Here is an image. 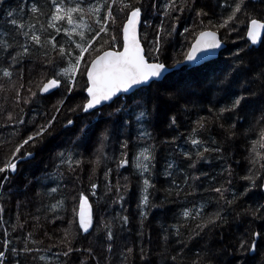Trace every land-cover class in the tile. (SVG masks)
<instances>
[{"label": "snow or ice", "instance_id": "1", "mask_svg": "<svg viewBox=\"0 0 264 264\" xmlns=\"http://www.w3.org/2000/svg\"><path fill=\"white\" fill-rule=\"evenodd\" d=\"M259 5L262 18L258 19L255 0H224L218 5L222 11L214 23L211 19L205 21L210 12L197 0H179V3L177 0H164L163 4L159 0H95V3L91 0H17L14 8L8 0H0V10L4 15L3 38L0 39V98L5 102L9 98L13 101L11 111L0 105V113H7L6 122L0 123V127L7 128L11 124L14 129L8 137L0 139V187L10 184L38 155L55 151L51 147L53 139L65 140L73 148H80L92 142L97 132L100 133L101 147L88 161L93 175L107 160L104 147L110 137L119 140L122 149L116 161L117 170L124 168L129 163L127 149L130 137L120 139L121 130L126 129L127 124L118 114L126 113L130 107L125 99L134 105L133 114L137 123H143L150 117L159 118L175 132L181 126V117L191 110L193 97L198 92L214 90L223 106L208 108L214 113L211 121L199 117L194 122L185 137V143H189L191 149L180 155L188 161L189 169H196L201 162H210L213 156L226 159L225 153L231 147L229 141L241 137L249 140L250 135H258V140H249L251 154L246 160L251 167L241 177L247 184L241 192H232L229 199L226 194L230 192L233 169L226 164L224 182L219 186L213 184L208 189L218 194L216 210L208 212L206 204L185 207L180 213L181 219L164 229L163 251L159 255L166 264H223L219 256L220 252H224L232 257L228 264H254L256 256L249 254H256L258 246L264 254V155L257 152V146L264 149V51L241 47L233 53L231 63L225 67H213L216 62L212 57L222 45L217 37L219 29L228 28L231 33L238 31L239 25L246 24L248 41L252 45L260 43V36L264 33V0H259ZM185 11L193 13L195 19L192 28L183 29L184 39L187 41L189 35L193 39L187 44L182 58H173L168 64L161 56L177 34L180 16ZM152 15L158 18L155 26L149 20ZM61 34L65 37L62 41L57 39ZM181 65L183 67L179 71H173ZM192 65L206 67V71L194 76ZM78 77L84 79L87 95L80 103L73 104L70 97L75 99L73 92L78 88ZM56 95L59 98L45 109L52 96ZM33 105L36 107L30 110L35 111L39 119L32 116L26 120L25 106ZM137 108L140 109L138 113ZM105 109L108 110L107 116L114 119H104ZM69 113L75 114L77 119L71 118ZM93 118L100 123H93ZM212 123L222 130V140L207 135ZM150 136L145 130L138 138ZM180 136L184 133L173 135L170 142L175 143ZM154 150L155 145L142 148L134 164L140 178L137 209L141 236L145 234L144 225L152 209L163 207L152 199L156 189ZM253 154L258 159H254ZM55 161L57 178L63 176V171L76 172L84 163L79 154L68 150L55 151ZM172 169L173 163L169 162L164 175L172 177ZM111 172V169H106L104 173L105 188L108 191L115 189L113 203H119L123 209L130 182L125 177L123 185L119 180L113 185ZM204 176L207 173L194 175L188 172L182 184L192 188L189 181L201 180ZM89 179L91 195L95 196L97 185L91 182V177ZM184 187L176 185L175 194L179 196ZM190 194V191L186 193ZM41 195L49 201H56L47 206L54 219H63L60 213L71 212L68 228L61 230L58 243L49 246L64 249L55 255L67 258L73 252L86 251L91 256V247L82 249L74 246L81 233L86 234L84 239H87L99 227H94L88 196L79 192L69 208L66 207L67 197L59 185ZM244 198L252 204L245 208L243 215L251 217L253 223L261 221L260 230L250 228L233 247L232 253H227L226 248L218 250L208 238L215 233L219 240L225 239L223 233L217 231L228 225L225 211ZM4 211V204L0 203V222L3 221ZM36 219L39 221L40 218ZM129 222V216L123 214L104 222L105 250L109 255L116 236L114 229L118 227L123 231ZM23 226L17 217L16 227L22 229ZM8 235L5 228L4 239L0 241V264H29V257L37 259L32 257V253H39L41 249L30 245L42 241L36 240L31 231L23 247L10 248L12 241L7 238ZM43 235L52 240L47 231ZM172 236L177 237L176 242L180 245L177 249L169 247ZM196 248L199 251L193 254ZM121 255L122 264L130 259H139L141 264H156L143 245L135 255L134 248L126 246ZM38 259L47 261L44 255H39ZM105 261L111 264L107 256Z\"/></svg>", "mask_w": 264, "mask_h": 264}, {"label": "trees", "instance_id": "2", "mask_svg": "<svg viewBox=\"0 0 264 264\" xmlns=\"http://www.w3.org/2000/svg\"><path fill=\"white\" fill-rule=\"evenodd\" d=\"M43 2V0H41ZM95 3V0H91ZM164 0H159L160 4H163ZM179 3V0H177ZM224 0H197V3L201 6H207L210 14L205 17V21L211 19L214 23L218 20L219 14L222 11L218 5L222 4ZM17 0H8V4L15 7ZM257 4V18H262L260 15V5L259 0H255ZM226 11V10H225ZM195 19L194 14L185 11L183 15L180 16L179 24L177 26V34L170 42L166 45V48L161 56V59L171 64L170 54L168 51L174 50L178 58H182V53L187 51V44L191 43L193 36L189 35L187 41L184 39L183 29L185 27L192 28L193 20ZM150 22L153 26L158 22V18L154 15L149 17ZM4 15L3 11L0 10V39L3 38V27H4ZM232 27V25H229ZM216 30V29H213ZM51 31V30H49ZM143 32V28H142ZM149 32L151 30L149 29ZM217 32L220 34L222 40L225 42L227 48L220 54L218 60H216L213 67H225L231 63L233 59V53L239 48L244 47L246 49L257 48L260 51H264V40L259 47H253L246 38V24L238 26V31L229 33L228 28L219 29ZM58 40H63V34L57 37ZM168 52V53H167ZM176 58V59H178ZM25 63H28L25 61ZM83 70V69H82ZM193 75H200L206 71V67L194 68ZM80 77H78L79 79ZM25 79L27 80V72L25 74ZM82 91H77V97L72 102L80 103L85 97L84 88ZM222 95V94H220ZM128 101V100H127ZM194 104L191 110L181 117V126L178 130H174L168 127L159 118H148L143 121V123H137L135 115L133 114L134 105L131 101L127 103L130 105L126 113L118 114V117L123 118L127 124L126 129H122V135L120 139L130 137L128 140L127 158L128 165L124 168L117 170L116 161L120 158V152L122 151L120 147L119 140L110 137L109 141L104 147V155L107 160L104 161L98 168L96 173L93 175L91 166L86 165V161L93 158L92 150L87 149L88 157H83L81 153V148H73L72 145L68 144L65 140H52L51 147L55 151H73L79 154V157L84 160L83 165L77 169L76 172L63 171V176L57 178L56 169L54 167L55 161V151L51 154L45 153L43 156L38 155L37 159L29 165H25L24 169L20 175L12 179L10 184H5L0 187V203L4 204V215L3 221L0 222V241L4 239V229L7 228L9 235L8 239L12 241L11 247H23L26 243V237L28 232H32L36 240L42 241V243L36 245H30L32 247H38L41 249L39 253H32V257H37V259L32 260L29 257V264H106L105 257L111 261V264H122L123 257L121 253L126 250L127 247L134 248V255L139 252V248L143 245L149 250V256L151 259L156 261V264H166L162 261L159 253L163 251L162 240L163 231L165 228H170L171 225L177 223L181 219L180 213L185 207H193L196 205L206 204V210L208 212L215 211L218 207L216 203V197L218 194L208 191V189L215 184L219 186L226 179V175L223 174V169L226 164H230L233 169V174L230 177L232 183L230 186V192L228 198L231 199V193H239L246 186L247 182L242 180L241 177L246 173L247 169L251 167L250 163L246 160V157L250 153V143L249 140H258V135H250L249 140L244 137L236 141H229L231 145L230 150L225 153L226 159H217L213 156L210 162H201L197 165L196 169H189L187 167L188 161L184 160L180 153L183 151H188L191 149L189 143H185V137L194 126V122L199 117H206L209 121L212 120L214 113L209 112L208 108L212 105L216 107L223 106V103L219 101V96L214 90H206L203 93L198 92L196 96L193 97ZM68 106V102L65 107ZM36 106H25V116L26 120H30L32 116H37L35 111L30 109ZM51 104L45 105V109L50 108ZM140 109H136L138 113ZM107 112V109H105ZM71 118L77 119L75 114L69 113ZM87 115V114H82ZM104 119H114L104 114ZM93 123H100L93 118ZM243 123V121H241ZM101 129L103 125H100ZM110 127V125H109ZM247 127V125H245ZM11 129L14 130L12 125H8L7 128L3 127L1 130ZM210 135L215 137L216 140H222V130L215 124H210ZM147 131L151 134L150 138L139 139L143 131ZM179 133H184V136H180L175 143H171L173 135H178ZM4 135V134H3ZM93 143L90 142V145ZM149 145H155L154 155L155 168L153 169V176L156 183V189L153 190L152 199L157 204H163V207L153 208L151 214L148 216L144 231L145 234L141 236L139 234V215L137 209V203L139 198V176L138 170L134 167L136 156L144 147ZM257 152L264 155V149L257 146ZM254 159H258L254 156ZM239 161V163H237ZM173 163V176L167 177L164 175L166 165ZM19 168V165H18ZM90 168V169H89ZM106 169H111L110 180L113 185L119 180L120 184H124V178L128 177L130 182V191L127 193L124 201V208L120 207L119 203H113L116 199L115 189L108 191L105 188L106 181L104 179V173ZM191 172L194 175H200L201 172L207 173V176L201 178L197 181H189V184L193 185L192 188L184 187L182 184L183 178L186 173ZM79 177V179H77ZM91 182L96 183V195H91L92 189ZM174 180V183H173ZM59 185L61 192L67 197L66 207L73 204L74 199L77 197L79 192H84L90 195L91 199L95 204V210L97 213L96 218H94V227L99 225L96 232L93 235L88 236L84 239L86 234L81 233L77 237L74 246L78 248H88L93 249V253L90 254L86 251L73 252L70 257L56 256V253L62 252L64 249L62 247H49L52 243L59 241L61 236V230L68 228L67 219H56L54 220V214L48 211V204L55 203V200L49 201L42 193H46L51 187H57ZM176 185H181L184 187V191L180 192L179 196L176 193ZM191 192L190 195H186L187 192ZM223 205V201L220 202ZM252 204V201L244 198L237 201L231 208L225 211V215L228 217V225L223 229H218V232H222L224 235V240H219L215 233H212L208 238L210 243L215 245L219 250L221 248H226L227 253H232L234 246L238 244L240 238L245 236V234L251 229L257 231L260 230L259 225L261 221L257 220L255 223L252 222L251 217H246L243 215L245 208ZM254 207L256 205H253ZM65 215L66 213H60ZM120 214L129 216V224L126 229L121 231L118 227L114 229L116 236L113 243L112 253L109 255L106 252L107 241L104 238L103 224L106 221H110L113 217ZM17 217H19L20 223L24 226L22 229L17 228ZM40 218L39 221L36 218ZM47 217V219H45ZM71 216L69 217V219ZM61 220V221H60ZM67 223V224H66ZM39 226L37 227V225ZM59 224V225H58ZM47 231L48 235L52 237L49 240L43 235ZM174 231V229H172ZM177 237L172 236L169 240L170 249H177L180 245L176 242ZM199 251V248L193 250L194 252ZM39 255H44L47 257V261H40L38 259ZM255 255L256 259L254 264H264V254H261V249L258 246V252ZM192 254H190L189 259ZM219 258L223 261V264H228L229 260L232 258L231 255L220 252ZM15 261L16 257H12ZM23 259V255L21 256ZM246 259V258H245ZM124 264H141L139 259L129 260L124 262Z\"/></svg>", "mask_w": 264, "mask_h": 264}, {"label": "rangeland", "instance_id": "3", "mask_svg": "<svg viewBox=\"0 0 264 264\" xmlns=\"http://www.w3.org/2000/svg\"><path fill=\"white\" fill-rule=\"evenodd\" d=\"M143 28V27H142ZM141 32H142V30H141ZM220 35V34H219ZM170 54H168V56L170 55V59H171V63H172V60H173V58H178L177 56H179L178 54H176V52H174V50L172 49V50H170V51H168ZM167 52V53H168ZM178 59H180V58H178ZM180 70V69H179ZM84 88V79L83 78H79L78 79V88L76 89V90H74V92H73V97H74V94H76L77 95V91L79 92V91H82L81 89H83ZM59 98V96L58 95H56V96H52V98H51V101L49 102L50 104H52V103H55V101L57 100ZM77 97H75V99H76ZM70 100L72 101V98L70 97ZM74 101V100H73ZM72 101V102H73ZM124 102L125 103H127L128 101L125 99L124 100ZM12 103H13V101L11 100V98H9L8 100H7V102H5L2 98H0V105H3L4 106V108H6L8 111H11L12 109H11V105H12ZM67 103V102H66ZM108 111V110H107ZM105 113H107V112H105ZM6 115H7V113L6 112H4V113H0V123H5L6 122ZM9 125H11V124H9ZM3 127H0V139H3V138H5V137H8L9 136V134H10V132H11V129H8V130H1ZM4 134V135H3ZM99 135H100V133L99 132H97L96 133V135H95V138L93 139V141H92V145H90V143L86 146V147H83V148H81V153H82V155H83V157H88V154H87V149H89V150H92V154H94L96 151H97V149H99L100 147H101V144H100V142H99ZM79 149V148H78ZM86 165H89V166H91V169H92V165L91 164H89L88 163V161H86ZM90 169V168H89ZM7 185V184H6ZM95 207V204H94V202H93V208ZM63 216V218L64 219H67V221L69 220V217L71 216V212L69 211V212H67L65 215H62ZM94 216H95V218H96V216H97V213H96V210H95V213H94ZM54 220H56V219H54ZM61 221V220H60ZM67 224V223H66ZM59 225V224H58Z\"/></svg>", "mask_w": 264, "mask_h": 264}, {"label": "water", "instance_id": "4", "mask_svg": "<svg viewBox=\"0 0 264 264\" xmlns=\"http://www.w3.org/2000/svg\"><path fill=\"white\" fill-rule=\"evenodd\" d=\"M217 37H218V39H220L221 40V36L217 33ZM246 38H247V35H246ZM248 40V39H247ZM263 40H264V33H262L261 34V36H260V43H258L257 45H252L251 44V42H250V44L252 45V46H256V47H258V46H261V44H262V42H263ZM222 41V40H221ZM227 48V46H226V44L224 43V42H222V45H221V48L220 49H218L217 51H216V53L213 55V57H212V60H214V61H216V60H218L219 59V57H220V54L225 50ZM183 66L181 65L179 68H177V69H173V71H177V70H179L180 68H182ZM192 67V69H194V68H199V67H202V66H199V65H192L191 66ZM86 95H87V93H86ZM89 204L92 206V204H91V202H90V200H89ZM92 213H93V218H94V208L92 207ZM91 231V230H90Z\"/></svg>", "mask_w": 264, "mask_h": 264}]
</instances>
